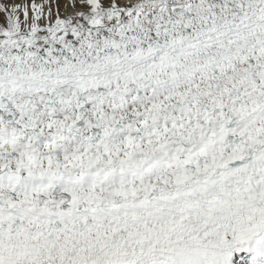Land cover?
I'll return each mask as SVG.
<instances>
[{"label": "snow or ice", "instance_id": "1", "mask_svg": "<svg viewBox=\"0 0 264 264\" xmlns=\"http://www.w3.org/2000/svg\"><path fill=\"white\" fill-rule=\"evenodd\" d=\"M0 264H264V0H0Z\"/></svg>", "mask_w": 264, "mask_h": 264}]
</instances>
